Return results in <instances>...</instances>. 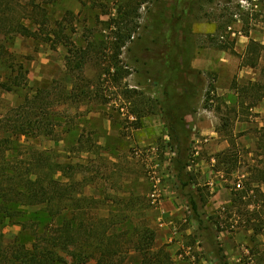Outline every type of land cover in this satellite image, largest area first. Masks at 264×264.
Returning <instances> with one entry per match:
<instances>
[{"label": "rangeland", "instance_id": "obj_1", "mask_svg": "<svg viewBox=\"0 0 264 264\" xmlns=\"http://www.w3.org/2000/svg\"><path fill=\"white\" fill-rule=\"evenodd\" d=\"M189 1L57 0L47 6L49 36L29 21L26 24L32 31L40 30L41 36L0 33V45L11 54L6 62L22 63L27 80L15 92L0 89V119L27 104V97L38 95L56 122V133L23 137L21 144L50 150L59 162L80 166L77 178L91 182L94 198L110 205L131 199L141 208L137 218L149 220L154 230L151 207H157L165 194L179 200L182 208L169 220V229L157 232V249L169 252L175 240L165 242L162 237L175 233L180 237L176 242L193 248L197 261L202 254L215 262L217 248L222 247L229 264H264V187L253 185L255 189L242 201L216 207L209 185L223 184L233 202L243 189L237 184L243 186L252 169L264 167L260 141L264 100L251 108L256 94L241 93L249 89V82L264 85V49H259L256 68L244 64L251 42L264 47V0H199L193 7L189 58L197 77L191 82L197 89L183 119L187 136H182L188 142L189 172L196 182L193 192L210 230H199L187 199L189 190L176 188L177 152L166 119L167 96L161 89L166 57L175 58L184 40L161 18L160 9L168 7L164 12L168 16L179 15L178 5L188 9ZM127 28L136 33L116 59V31ZM62 31L65 38L58 40ZM116 68L124 74L118 83ZM0 74L4 80L7 72L2 65ZM223 142L226 148L221 150ZM2 232L7 246L33 242V231L15 222L6 221ZM129 259L138 261L134 254Z\"/></svg>", "mask_w": 264, "mask_h": 264}, {"label": "trees", "instance_id": "obj_2", "mask_svg": "<svg viewBox=\"0 0 264 264\" xmlns=\"http://www.w3.org/2000/svg\"><path fill=\"white\" fill-rule=\"evenodd\" d=\"M56 1L30 0L23 3V0H0V33L39 37L40 30H46L49 36L47 6ZM198 1L190 0L188 9L178 5L176 9L181 11L179 15L169 11L168 16L164 13L168 7L160 9L161 18L175 35H179L178 38L184 40V47L175 58L171 55L167 56L169 59L166 57L167 71L161 89L167 96L166 119L169 121L170 137L175 142L173 149L177 152L173 160L176 188L182 192L189 190L187 199L199 230H210L205 227L208 221L200 213L201 206L193 192L192 187L196 182L189 172L190 155L185 145L188 142L182 136H187L183 119L188 115L191 96L195 95L197 89L191 82L197 77L193 74L189 55L192 54L193 46L190 20ZM27 21L40 30L32 31ZM184 22L186 28L183 29ZM116 33L118 59L136 32L127 28L124 32L119 29ZM60 34L58 40H63V31ZM64 42L71 44L68 40ZM260 48L264 49L254 42L250 43L245 66H258ZM10 55L7 48L0 45V66L7 72L4 80L0 74V89L8 93L15 92L27 83L23 64L10 60L6 62ZM122 72L123 69L116 68V83L123 79ZM248 85L249 89L241 93L256 94L250 104L254 108L264 100V85L260 82H249ZM25 101L27 104L10 110L0 119V264H89L93 259L96 264H172L170 254L163 247L156 248L157 232L150 226L149 220L137 218L141 209L137 203L131 202V199L125 200L121 209L122 203L114 202L110 216L101 218L97 211L105 203L85 195V188L91 182L77 178L80 166L59 162L57 155L50 150L21 144L20 138L23 137H51L56 133V122L44 107L43 100L37 95L27 97ZM3 133H9L12 137H5ZM260 134V141L264 144V128ZM261 148L264 149V145ZM232 167L235 169V164L232 163ZM251 172L249 181L245 179L243 189L234 195L232 205L237 200L242 201L254 190L253 185H258L260 190L264 187V167L254 168ZM34 208L41 209L36 213L27 212ZM6 221L32 230V244L27 246L17 241L11 246L5 245L2 231ZM260 231L258 229L257 232ZM132 254L138 258L135 263L129 259ZM217 257L216 264H229L222 247L217 248Z\"/></svg>", "mask_w": 264, "mask_h": 264}, {"label": "crops", "instance_id": "obj_3", "mask_svg": "<svg viewBox=\"0 0 264 264\" xmlns=\"http://www.w3.org/2000/svg\"><path fill=\"white\" fill-rule=\"evenodd\" d=\"M219 147H220L219 149L224 150L226 148L225 142L221 143ZM209 185L212 195V201L216 207L218 206L221 207L223 205L227 206L228 204L230 205L232 204L231 196H228L227 189L223 186V184H219L211 181ZM85 195L90 197H95V192L93 191L92 186L89 185L85 188ZM168 197L169 195L165 194L164 198H162L159 201L158 206L151 207V211H150V213L152 212L151 216H153L152 220L154 219L153 221L154 224L156 225L155 231L163 234L166 233L167 229H169V225L171 224L169 220L174 219V217L179 214L182 208L177 198H174L172 196H170L169 198ZM111 209L112 208L110 204H103L99 207L97 213L101 218H108L110 216ZM163 237H165V239ZM163 237L162 240L165 242L167 240L169 242H173L175 240L176 244L173 246H169V252L171 254L169 252L168 253L171 256L172 261L173 260L180 261L178 256L179 252H176V250L177 248L179 250L182 246H185L182 241H180L179 243L176 242L180 240L179 239L180 237H175L174 234L171 233ZM235 256H237V254H235Z\"/></svg>", "mask_w": 264, "mask_h": 264}, {"label": "built area", "instance_id": "obj_4", "mask_svg": "<svg viewBox=\"0 0 264 264\" xmlns=\"http://www.w3.org/2000/svg\"><path fill=\"white\" fill-rule=\"evenodd\" d=\"M237 188L238 189L243 188L241 183L237 184ZM153 198H154L153 203L156 205L157 197L155 195H153ZM181 248H182V251H181V253L178 254L179 260H181V261L189 259V260H191V262L193 261L192 264H216V262L203 257L202 254H200L201 255L200 261H197L195 259V257H196L194 255L195 253L193 252L194 250L191 246H182Z\"/></svg>", "mask_w": 264, "mask_h": 264}]
</instances>
